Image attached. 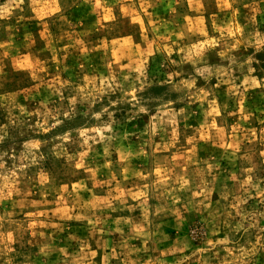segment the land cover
<instances>
[{"label":"rangeland","instance_id":"1","mask_svg":"<svg viewBox=\"0 0 264 264\" xmlns=\"http://www.w3.org/2000/svg\"><path fill=\"white\" fill-rule=\"evenodd\" d=\"M0 264H264V0H0Z\"/></svg>","mask_w":264,"mask_h":264}]
</instances>
